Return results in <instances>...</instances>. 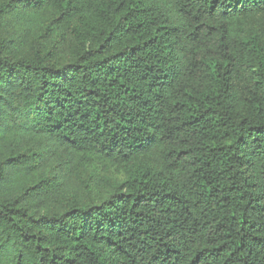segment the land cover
Here are the masks:
<instances>
[{
    "label": "trees",
    "instance_id": "16d2710c",
    "mask_svg": "<svg viewBox=\"0 0 264 264\" xmlns=\"http://www.w3.org/2000/svg\"><path fill=\"white\" fill-rule=\"evenodd\" d=\"M0 264H264V0H0Z\"/></svg>",
    "mask_w": 264,
    "mask_h": 264
},
{
    "label": "rangeland",
    "instance_id": "374dc122",
    "mask_svg": "<svg viewBox=\"0 0 264 264\" xmlns=\"http://www.w3.org/2000/svg\"><path fill=\"white\" fill-rule=\"evenodd\" d=\"M9 30L10 31H16V28L15 27H9ZM109 177H112V179L113 180H115V179H121L122 178V176H120V175H118L115 171H111L109 174Z\"/></svg>",
    "mask_w": 264,
    "mask_h": 264
}]
</instances>
